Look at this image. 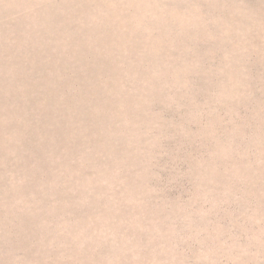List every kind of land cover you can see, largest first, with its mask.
Listing matches in <instances>:
<instances>
[{
  "label": "rangeland",
  "instance_id": "374dc122",
  "mask_svg": "<svg viewBox=\"0 0 264 264\" xmlns=\"http://www.w3.org/2000/svg\"><path fill=\"white\" fill-rule=\"evenodd\" d=\"M0 264H264V0H0Z\"/></svg>",
  "mask_w": 264,
  "mask_h": 264
}]
</instances>
